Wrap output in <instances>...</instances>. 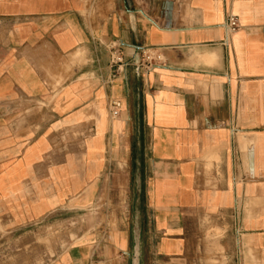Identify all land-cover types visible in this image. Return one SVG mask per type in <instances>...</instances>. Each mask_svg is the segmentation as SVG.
Masks as SVG:
<instances>
[{
  "label": "crops",
  "instance_id": "1",
  "mask_svg": "<svg viewBox=\"0 0 264 264\" xmlns=\"http://www.w3.org/2000/svg\"><path fill=\"white\" fill-rule=\"evenodd\" d=\"M0 264H264V0H0Z\"/></svg>",
  "mask_w": 264,
  "mask_h": 264
},
{
  "label": "rangeland",
  "instance_id": "2",
  "mask_svg": "<svg viewBox=\"0 0 264 264\" xmlns=\"http://www.w3.org/2000/svg\"><path fill=\"white\" fill-rule=\"evenodd\" d=\"M105 193L91 210L67 212L68 216L61 218L59 224L43 230L42 234L40 233L33 240L39 245H43L47 249L48 255L51 256L53 245H58L61 242L60 245L64 246L62 240L65 234L68 235L72 243H76L79 240L91 238L104 229H114L118 224V213L122 214L126 208V203L123 202V189L119 187L117 190L110 186Z\"/></svg>",
  "mask_w": 264,
  "mask_h": 264
},
{
  "label": "built area",
  "instance_id": "3",
  "mask_svg": "<svg viewBox=\"0 0 264 264\" xmlns=\"http://www.w3.org/2000/svg\"><path fill=\"white\" fill-rule=\"evenodd\" d=\"M223 27L226 31V35L230 36L231 34L235 33L238 30L239 25L235 17L229 16L227 17ZM113 62L114 64L116 63V64H119L120 66H125V64L123 65L121 63V60L118 58L115 59ZM142 63H143V67L145 70H150L152 68H155L159 63H161V61H160V58L158 57H152L150 55H146V56H143ZM120 108H121V105L119 101L110 100L108 102L107 109H108L109 118L111 120H114L118 117Z\"/></svg>",
  "mask_w": 264,
  "mask_h": 264
}]
</instances>
